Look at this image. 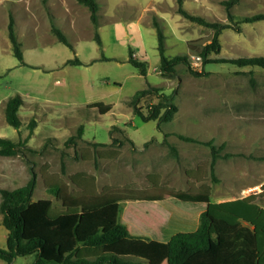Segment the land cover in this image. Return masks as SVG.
I'll use <instances>...</instances> for the list:
<instances>
[{"label": "rangeland", "instance_id": "rangeland-1", "mask_svg": "<svg viewBox=\"0 0 264 264\" xmlns=\"http://www.w3.org/2000/svg\"><path fill=\"white\" fill-rule=\"evenodd\" d=\"M46 1L47 4L45 0H0V136L21 142L15 154H0V187L23 185L33 168L36 183L31 199L50 198L49 217L77 211L63 207L48 192L50 187L61 186L72 197L120 194L128 199L120 202L119 220L134 236L154 240L167 212L145 199L177 192H204L218 203L252 196L264 207V159L259 158L264 156L263 68L226 61L203 63L202 59V66L194 69L198 74L182 62L175 65L173 75L162 74L155 32L146 31L154 29L153 16L165 35L164 53L168 57L201 56L200 50L210 41L213 30L178 14L175 0H129L126 8L132 19L145 14L143 23L150 25H139L148 52L147 73L141 75L127 61L129 47L122 40L129 29L126 21L121 22L120 36L112 21H101V31L98 30L99 24L93 25L88 8L77 0ZM252 3L264 4V0ZM206 4L217 5L220 1L183 0L189 12L211 21L220 20L221 12L216 6ZM59 8L75 13L79 9L80 15L87 10L77 30L71 27L70 19L62 25L73 48L55 40L51 32V22L55 23L51 13L58 15ZM124 9V5L116 8L117 12ZM9 11L26 64L12 54L7 35ZM109 12L107 4L100 13ZM257 29L260 32L264 27ZM95 30L100 32L103 47H98L93 38ZM223 37L219 52H210L208 59L233 58L249 52L235 36ZM254 52H264L263 41ZM135 53L132 55L137 58ZM101 54L116 59L91 61ZM74 55L84 61L82 65L63 64ZM147 84L171 95L169 101L177 107L172 118L160 122L159 127L157 119L144 121L133 113L129 102L135 91ZM16 93L23 98L18 110L22 122L19 129L4 118L5 101ZM158 99L149 93L140 98L137 106L146 113ZM97 101L110 104L109 110L101 113L93 105ZM31 117L36 125L28 136L26 123ZM179 134L197 141L183 139ZM207 142L221 146L214 178L210 174L211 148ZM252 206L245 209L251 213ZM5 238L6 229L0 222V248L6 247ZM137 249L138 246L134 250L139 252ZM151 250L147 264H166L165 249L156 255L154 247ZM33 260L32 254L18 255L11 264H31ZM0 264L7 263L0 259Z\"/></svg>", "mask_w": 264, "mask_h": 264}, {"label": "trees", "instance_id": "trees-1", "mask_svg": "<svg viewBox=\"0 0 264 264\" xmlns=\"http://www.w3.org/2000/svg\"><path fill=\"white\" fill-rule=\"evenodd\" d=\"M77 1L88 8L90 20L97 26L99 5L96 0ZM175 2V11L182 17L213 30L210 41L200 50L203 63L226 61L237 66L250 65L264 69V55L214 60L207 58L210 52H219V33L223 28L230 27L238 31L243 22L264 20V11L234 15L229 11V7L238 0H222L221 3L226 9V21H211L200 14L189 12L183 6V0ZM14 24L13 14L9 11L7 35L12 54L21 64H26L21 43L16 38ZM152 26L157 39L160 72L173 75L175 65L182 62L191 72L198 74L190 67L186 54H176L172 57L165 55V35L156 16L152 17ZM51 32L57 41L73 48L64 32L52 22ZM93 38L101 47L102 41L97 30ZM114 58L101 54L99 58L91 61ZM127 61L137 68L141 75H146L147 61L134 58L130 49ZM64 64L82 65L83 62L74 55L66 59ZM149 93L157 95L159 99L151 104L145 113L137 103L142 96ZM170 98L171 95L161 93L159 87L147 84L136 90L129 102L133 113L144 121L157 119L159 127L160 122L172 118L177 108L169 101ZM22 104L23 98L18 93L9 96L5 101V121L16 129H19L22 123L18 115ZM93 105L98 107L101 113L110 108V104L100 101L94 102ZM35 125L36 120L31 117L26 123L28 136ZM81 133L82 126L78 128L77 136L80 137ZM179 136L189 141H197L192 137L180 134ZM20 143L0 136V154H15ZM206 144L211 148L209 168L214 178L215 159L221 146L217 147L211 142ZM259 158L264 159V156ZM35 183L36 172L31 168L30 178L23 185L12 189L0 187V222L6 229V247L0 248V259L7 264H11L18 255L29 254L34 256L31 264H137L140 262L139 258L148 259L152 247L156 252L154 255L165 249L166 264H264V207L255 203L252 196L241 201L222 203L212 201L204 192H177L167 197L145 199L167 212V217L157 232V239L149 240L132 235L127 225L119 220L120 202L128 199L125 196L105 193L72 197L61 186L50 187L48 192L59 199L63 207L77 211L49 217L47 212L51 199H31ZM241 203L246 206L253 204V211L248 212L246 206H240ZM136 246L139 247V252L134 250ZM82 247L98 248L99 253L83 256L84 253H79Z\"/></svg>", "mask_w": 264, "mask_h": 264}, {"label": "crops", "instance_id": "crops-1", "mask_svg": "<svg viewBox=\"0 0 264 264\" xmlns=\"http://www.w3.org/2000/svg\"><path fill=\"white\" fill-rule=\"evenodd\" d=\"M60 1L64 2L66 0H60ZM219 1H220V4H217V5L216 4H206V5L216 6V9L221 12L220 21H226V9L224 7V4L221 3L222 0H219ZM252 1L253 0H238L237 3H235L229 7V11L234 15H249V14H252L255 12L264 11V4H253ZM96 2L99 5L98 11H97V13H98V24H99L98 30L101 31V23H102L101 21H104V20L112 21L114 26H115L116 33L121 36L122 31H123L121 22H122V20L126 21V26L129 29H128L127 33L124 34L125 38L122 39L123 42L126 43V46L129 47V49L132 51V54L134 51L136 52L135 54H137V56H138L137 59L146 60V56L148 55V52H146V49H145V41H144L145 39L142 37L140 29H139L140 24L144 25V26H150V25L143 23L145 21V14L139 15L136 17L135 20H133L132 19L133 16H131L130 10H128L126 8V4H129V0H96ZM45 4H47L46 0H45ZM78 4H82V3H78ZM107 4H109V11L110 12H109V14L104 15L103 13H100V12L103 11L107 7ZM123 5L125 6V9L123 10V12L122 11L117 12L116 8L120 9ZM59 10H60V13L58 15H56L52 12L51 16L53 17V19L55 21V25H57L60 29L62 28V25L65 22H67L68 19H70L71 27L77 30L80 27V25H82L81 20H80L81 17L87 13V10H85L86 12H83V10H82V15H80L79 9H76L77 10L76 13L74 12V10L70 11L68 9L65 10L64 8H59ZM258 27L259 28L264 27V20H257V21H252V22H243L240 24V29L238 31L234 30L230 27L223 28L219 33V42L221 43L223 41V39H224L223 36L233 35V36H235L237 41L244 42L243 46L249 51L246 54L239 55V56L264 55V52H259V53L254 52L257 49L259 41L264 42V30H260V32H259V31H257ZM146 31L149 32L150 34H153L155 32L154 29H152V30L146 29ZM136 33L138 34V36H136ZM99 35H100V32H99ZM100 38H101V36H100ZM55 40H57V39H55ZM101 41H102V39H101ZM133 46H138L137 50L135 49L133 51L132 50ZM101 47H103V42H102ZM220 47H221V45H220ZM140 49L142 51H139ZM97 57L98 56H96L94 58H97ZM157 61L159 63V56H158ZM82 62H84V61L82 60ZM63 64H64V62H63ZM129 232L132 234V232L130 230H129ZM149 240H154V239H149ZM94 249L95 248L81 249V251H86V253H84V254H87L86 256H93V255H96V253L97 254L99 253V251L94 250ZM76 253H78V251ZM139 259H140V262L137 264H142V263L147 264V262L149 261V259H147V258H142V259L139 258Z\"/></svg>", "mask_w": 264, "mask_h": 264}, {"label": "built area", "instance_id": "built-area-1", "mask_svg": "<svg viewBox=\"0 0 264 264\" xmlns=\"http://www.w3.org/2000/svg\"><path fill=\"white\" fill-rule=\"evenodd\" d=\"M190 67L194 70L202 66V57L199 54H192L188 59Z\"/></svg>", "mask_w": 264, "mask_h": 264}]
</instances>
